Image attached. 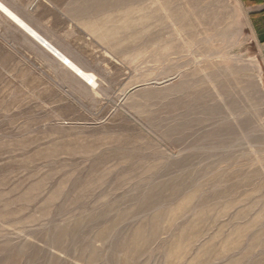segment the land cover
Returning <instances> with one entry per match:
<instances>
[{
  "label": "rangeland",
  "instance_id": "374dc122",
  "mask_svg": "<svg viewBox=\"0 0 264 264\" xmlns=\"http://www.w3.org/2000/svg\"><path fill=\"white\" fill-rule=\"evenodd\" d=\"M0 264H264V56L241 0H6Z\"/></svg>",
  "mask_w": 264,
  "mask_h": 264
},
{
  "label": "bare ground",
  "instance_id": "6f19581e",
  "mask_svg": "<svg viewBox=\"0 0 264 264\" xmlns=\"http://www.w3.org/2000/svg\"><path fill=\"white\" fill-rule=\"evenodd\" d=\"M0 12L8 19L22 29L30 38L34 39L45 50L50 52L59 60L68 70H70L78 79L85 82L88 86L92 85L90 81L98 85V76L86 67H83L74 61L68 54L57 47L43 34H41L33 25H31L19 12L11 7L4 0H0Z\"/></svg>",
  "mask_w": 264,
  "mask_h": 264
},
{
  "label": "crops",
  "instance_id": "0c3cea01",
  "mask_svg": "<svg viewBox=\"0 0 264 264\" xmlns=\"http://www.w3.org/2000/svg\"><path fill=\"white\" fill-rule=\"evenodd\" d=\"M8 3L6 0H4ZM248 18L249 39L253 40L264 56V0H241Z\"/></svg>",
  "mask_w": 264,
  "mask_h": 264
}]
</instances>
